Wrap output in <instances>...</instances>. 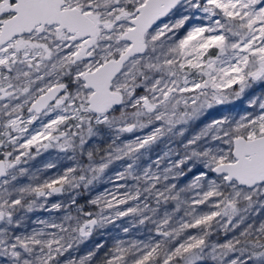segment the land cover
<instances>
[{"label": "snow or ice", "instance_id": "obj_1", "mask_svg": "<svg viewBox=\"0 0 264 264\" xmlns=\"http://www.w3.org/2000/svg\"><path fill=\"white\" fill-rule=\"evenodd\" d=\"M0 264H264V0H0Z\"/></svg>", "mask_w": 264, "mask_h": 264}, {"label": "rangeland", "instance_id": "obj_2", "mask_svg": "<svg viewBox=\"0 0 264 264\" xmlns=\"http://www.w3.org/2000/svg\"><path fill=\"white\" fill-rule=\"evenodd\" d=\"M237 103H238V106H243V105H242V102H237Z\"/></svg>", "mask_w": 264, "mask_h": 264}]
</instances>
